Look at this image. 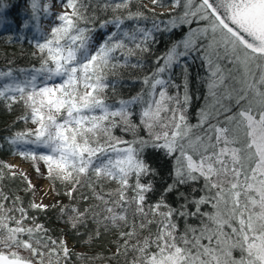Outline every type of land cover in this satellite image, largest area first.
I'll use <instances>...</instances> for the list:
<instances>
[{
    "label": "snow or ice",
    "instance_id": "1",
    "mask_svg": "<svg viewBox=\"0 0 264 264\" xmlns=\"http://www.w3.org/2000/svg\"><path fill=\"white\" fill-rule=\"evenodd\" d=\"M169 3L162 20L165 13L144 5L133 11L134 0H55L58 12L53 0H24L10 19L16 5L0 0V29L16 25L24 39L33 32L39 61L19 69L22 79L12 67L0 70L7 81L0 98L21 102L18 119L32 125L5 139L14 154L43 162L70 199L88 190L80 195L88 207L65 205L60 218L74 229L91 221L95 237L118 230L123 243L112 256L125 264H264V0ZM154 55L146 87L110 102L122 83L118 69H143ZM189 57L208 73L196 125L186 115ZM177 66L182 95L172 79ZM12 167L0 162V181L4 168L16 177ZM48 208L35 201L25 208L0 184V264H70L67 241L29 215Z\"/></svg>",
    "mask_w": 264,
    "mask_h": 264
},
{
    "label": "trees",
    "instance_id": "2",
    "mask_svg": "<svg viewBox=\"0 0 264 264\" xmlns=\"http://www.w3.org/2000/svg\"><path fill=\"white\" fill-rule=\"evenodd\" d=\"M151 0H134L132 10L136 11L140 8L141 5H144V9H152L146 6V3ZM9 3L16 5V7L9 9L8 15L10 19H16L19 15V10L25 7L24 0H8ZM152 7L165 9L164 12L156 13H165L166 15L161 16L160 19L167 20L168 13L171 10V4L169 0H164L163 5H153ZM177 14L183 11V7L175 10ZM110 15V14H109ZM151 16V13H148ZM191 27H196V24L191 25ZM188 26H184L178 31L174 32L171 39H178L187 31ZM17 28L16 25H10L7 29H0V70H6L7 67H12L14 69V75L18 78H23V73L19 72V69L31 70L32 66L35 65L39 67V61L31 55L34 51L32 47L33 41V32L26 33L27 39L23 38V35L20 37L16 36ZM9 37H12L11 41ZM168 43V38L165 39L159 46L155 47V55H159L162 52ZM155 55L152 57H145L147 63L143 69L140 68H121L117 71V77L122 81L117 86L116 94L113 96L112 92L108 93L110 102L114 99L119 98H128L130 96L136 95L141 91L142 88L146 87L142 83V78L148 75L150 69L153 67L152 60L155 59ZM12 62L9 64V62ZM135 63V61H132ZM188 63V91L192 97L191 103L187 108L186 115L188 123L191 125H196L199 119L200 109L203 108L207 101L205 99L208 89L206 87L205 78L208 73L206 66L202 64L200 59L193 60L192 57L187 58ZM172 79L175 84L180 85L181 95L184 92L183 87V77L181 74V68L177 66L173 73ZM7 82L6 80L0 78V84ZM177 90L175 88H169V94H175ZM10 104V107H9ZM25 114L24 105L21 102L10 103V101L0 98V162L4 165H8L7 160L10 157H13L17 154L15 153V147L10 145L5 138H9L13 133L24 130L25 128L32 127L31 123H25L23 120L18 119L19 117ZM138 119V117L136 118ZM206 127V125H205ZM117 136L122 135L119 129L115 131ZM144 133L141 132V135ZM126 139H130V136H126ZM21 159L25 162H29L34 165V162L30 159ZM163 163V161H160ZM171 162H169L170 164ZM2 171L5 173V179L0 181L2 184L4 192L10 195L19 196L23 202L25 208L28 207L30 202L34 201L33 191H28L29 183L25 177L22 175H16L14 179L7 176L8 169L4 168ZM53 184L54 194L56 198L60 201L58 204L50 205L48 210L45 212H37L35 210H30V216L38 217V223H43L46 228L50 229V234L53 238L56 239H65L69 241L72 246L69 247L71 250V260L70 264H125V258L123 256L113 257L112 254L117 251L118 244H122V240H118V230L103 232L99 237H95L94 233L96 230V225L91 221L87 224L86 227L79 226L78 228H72L71 224L66 223L67 216L60 218V207L65 205H75L79 207L82 211L84 208L88 207L87 203H84L80 200L81 193H87L86 188L80 189L75 194V199H70L67 195H64V190L67 188L64 186L62 189L56 188V182ZM202 184V182H201ZM115 184H110L105 186V190L108 188H115ZM201 185H192L191 187H200ZM191 187L184 189L185 191H190ZM202 192H197L196 195H202ZM156 197L153 196L151 199L154 200ZM151 202V201H150ZM203 211H210L208 207H204ZM71 215V213H68ZM80 254V255H78ZM83 257H95V259H82Z\"/></svg>",
    "mask_w": 264,
    "mask_h": 264
},
{
    "label": "rangeland",
    "instance_id": "3",
    "mask_svg": "<svg viewBox=\"0 0 264 264\" xmlns=\"http://www.w3.org/2000/svg\"><path fill=\"white\" fill-rule=\"evenodd\" d=\"M53 4L55 5L53 8V11H61L62 9L58 4H55V0H53ZM152 2L148 1L146 3V6L148 8H152L158 12H164L165 9L156 8L151 6ZM43 24H46V21H42ZM9 26L4 27L3 29H7ZM2 30V29H1ZM8 165H12L11 171H14L18 175H22L26 178V180L31 182L32 188H33V196L34 201L37 203H43L46 205H53L58 204L60 201L56 198L54 194L53 184L52 180L47 178L46 175V168L43 162L37 161L32 165L29 162H25L21 159L19 155H15L13 157L8 158L7 160ZM37 167H39V171H37ZM56 188L62 189L64 188V185L56 181ZM67 190H64L62 192H66ZM67 241V240H66ZM68 247H71L72 244L67 241Z\"/></svg>",
    "mask_w": 264,
    "mask_h": 264
}]
</instances>
